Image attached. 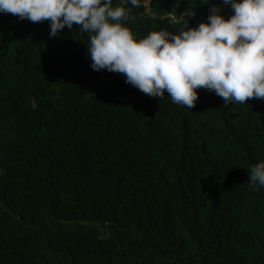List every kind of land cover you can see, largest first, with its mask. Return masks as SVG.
<instances>
[{"label": "trees", "instance_id": "obj_1", "mask_svg": "<svg viewBox=\"0 0 264 264\" xmlns=\"http://www.w3.org/2000/svg\"><path fill=\"white\" fill-rule=\"evenodd\" d=\"M220 3L142 0L123 23L178 32ZM49 31L0 14V264H264V99L198 88L188 109L93 70L79 26Z\"/></svg>", "mask_w": 264, "mask_h": 264}, {"label": "clouds", "instance_id": "obj_2", "mask_svg": "<svg viewBox=\"0 0 264 264\" xmlns=\"http://www.w3.org/2000/svg\"><path fill=\"white\" fill-rule=\"evenodd\" d=\"M142 0H0V14L49 23L55 37L67 26L89 34L87 54L93 70L123 74L144 94L191 109L198 88L213 92L227 105L264 99V0H221L208 7L206 21L189 26L181 16L178 32L166 27L134 38L125 21ZM209 4V0H202ZM231 15L225 17L222 8ZM59 91V89H56ZM33 109L35 99L30 101ZM253 188L264 187V161L248 170Z\"/></svg>", "mask_w": 264, "mask_h": 264}, {"label": "rangeland", "instance_id": "obj_3", "mask_svg": "<svg viewBox=\"0 0 264 264\" xmlns=\"http://www.w3.org/2000/svg\"><path fill=\"white\" fill-rule=\"evenodd\" d=\"M145 6H147V1H144Z\"/></svg>", "mask_w": 264, "mask_h": 264}]
</instances>
